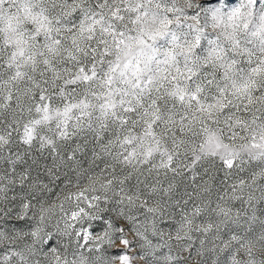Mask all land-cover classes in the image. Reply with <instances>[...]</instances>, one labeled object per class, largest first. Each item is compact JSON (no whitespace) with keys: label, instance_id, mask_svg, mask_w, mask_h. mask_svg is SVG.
<instances>
[{"label":"snow or ice","instance_id":"obj_1","mask_svg":"<svg viewBox=\"0 0 264 264\" xmlns=\"http://www.w3.org/2000/svg\"><path fill=\"white\" fill-rule=\"evenodd\" d=\"M0 264H264V0H0Z\"/></svg>","mask_w":264,"mask_h":264},{"label":"clouds","instance_id":"obj_2","mask_svg":"<svg viewBox=\"0 0 264 264\" xmlns=\"http://www.w3.org/2000/svg\"><path fill=\"white\" fill-rule=\"evenodd\" d=\"M41 155L43 156V160L44 161H47L48 163H51V161L49 160V157H48V155L46 153H42ZM87 159L88 158L85 157V160H87ZM84 166L87 167V164L85 163ZM61 171H63V170H61ZM41 172L43 173V168H41ZM49 179H52V178H49ZM52 186H53V188H56L58 186V182L55 179H52Z\"/></svg>","mask_w":264,"mask_h":264}]
</instances>
